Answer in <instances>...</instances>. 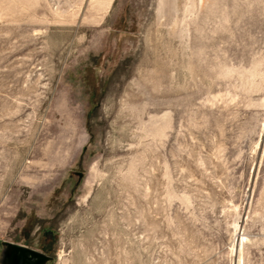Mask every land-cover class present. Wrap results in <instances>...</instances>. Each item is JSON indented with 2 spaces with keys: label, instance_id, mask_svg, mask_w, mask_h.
Segmentation results:
<instances>
[{
  "label": "rangeland",
  "instance_id": "obj_1",
  "mask_svg": "<svg viewBox=\"0 0 264 264\" xmlns=\"http://www.w3.org/2000/svg\"><path fill=\"white\" fill-rule=\"evenodd\" d=\"M3 242L264 264V0H0Z\"/></svg>",
  "mask_w": 264,
  "mask_h": 264
},
{
  "label": "water",
  "instance_id": "obj_2",
  "mask_svg": "<svg viewBox=\"0 0 264 264\" xmlns=\"http://www.w3.org/2000/svg\"><path fill=\"white\" fill-rule=\"evenodd\" d=\"M3 245L5 259L11 264H45L51 259V256L25 245L13 242H3Z\"/></svg>",
  "mask_w": 264,
  "mask_h": 264
},
{
  "label": "bare ground",
  "instance_id": "obj_3",
  "mask_svg": "<svg viewBox=\"0 0 264 264\" xmlns=\"http://www.w3.org/2000/svg\"><path fill=\"white\" fill-rule=\"evenodd\" d=\"M233 224H234V230H237V233H235L237 236V241H239L240 239L239 243L242 244L243 239H245L246 237L243 235L242 232H240L241 225L239 224L238 218L234 221Z\"/></svg>",
  "mask_w": 264,
  "mask_h": 264
},
{
  "label": "flooded vegetation",
  "instance_id": "obj_4",
  "mask_svg": "<svg viewBox=\"0 0 264 264\" xmlns=\"http://www.w3.org/2000/svg\"><path fill=\"white\" fill-rule=\"evenodd\" d=\"M2 264H11L6 261L4 254L2 255Z\"/></svg>",
  "mask_w": 264,
  "mask_h": 264
}]
</instances>
